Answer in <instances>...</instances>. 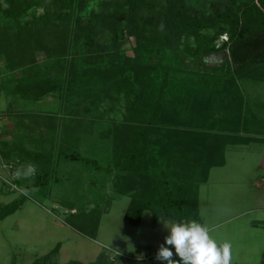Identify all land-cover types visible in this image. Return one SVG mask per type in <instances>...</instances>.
Returning a JSON list of instances; mask_svg holds the SVG:
<instances>
[{"label": "trees", "instance_id": "trees-1", "mask_svg": "<svg viewBox=\"0 0 264 264\" xmlns=\"http://www.w3.org/2000/svg\"><path fill=\"white\" fill-rule=\"evenodd\" d=\"M37 5V0H0V16L16 27L0 40L5 58L0 75L31 68L39 51L56 60L71 48L86 54L57 65L63 68L57 76L61 83L41 72L29 73L14 81L12 92L39 101L61 87L77 95L103 93L110 86L121 90L123 119L103 134L110 140V163L104 167L96 159L63 156L114 176L118 194L130 197L125 218L132 226L145 211L153 225L159 219L199 221V188L210 170L225 165L229 145L247 144L255 126L264 128L257 118L264 104L253 106L259 111L251 109L238 84L243 78L264 80V71L259 72L264 64V0H54L34 25L25 19ZM124 34L136 41L132 55L118 50ZM223 35L226 40L218 44ZM97 37L109 38V49L97 44ZM221 51L227 56L220 75L196 74L187 66L205 65L204 57ZM226 77L233 81H217ZM233 92L241 103L229 117L214 122L213 111H226L224 101ZM2 136L0 146L6 143ZM0 155L8 160L2 149ZM52 171L50 165L36 175L19 169L13 182L25 195L47 197ZM23 200L0 205V220ZM100 217L101 211L93 209L69 217L68 224L94 239Z\"/></svg>", "mask_w": 264, "mask_h": 264}, {"label": "rangeland", "instance_id": "rangeland-1", "mask_svg": "<svg viewBox=\"0 0 264 264\" xmlns=\"http://www.w3.org/2000/svg\"><path fill=\"white\" fill-rule=\"evenodd\" d=\"M53 1L37 0L38 5L25 21L34 25L41 23L45 9ZM206 1L200 0L201 3ZM14 24L0 16V40L5 37L3 33H12L9 30L16 28ZM226 37L221 36L218 44ZM97 38V44L109 49V38ZM119 40L120 53L132 55L135 39L124 34ZM85 54L84 49L71 48L70 53L56 60L39 51L31 68L0 75V110L13 120V127L5 129L10 139L0 146L8 156L5 160L0 155V166H7L0 168V177L10 180L15 173L19 177V169L36 175L50 165L54 178L47 197L11 191L0 178V205L24 197L13 214L0 220V264H136L138 260H134L141 249L149 256L143 259L144 264H161L155 256L168 235L165 223L170 226L171 222L159 219L153 225L150 212L145 211L139 224L132 226L125 218L130 197L118 194L114 176L63 156L73 153L96 159L104 167L110 163V140L103 134L123 119L126 99L122 91L110 86L103 88L105 93L81 91L77 95L61 87L39 101L23 100L12 92L14 81L29 73L41 72L42 76L58 81L63 68L57 65H68ZM226 56V52L221 51L204 57L205 65L188 62L187 66L196 74L206 71L209 75H220ZM0 63L5 64L2 55ZM262 71L264 64L259 65V72ZM217 81L233 80L226 77ZM241 81L264 80L243 78ZM257 89L264 91V85ZM260 99L264 101V97ZM22 100L24 102H20ZM224 102L228 108L223 112L213 111L214 122L215 118L229 117L231 108L239 105L241 98L233 92ZM248 105L260 110L253 108L257 105L255 102L249 101ZM259 114L257 118L260 124L263 119L264 125V108ZM261 128L255 126L247 145L228 148L226 166L211 169L207 182L200 186L201 223L210 228L211 235L219 242H231V264H260L264 252V162L261 155L264 130ZM93 209L100 210L101 217L97 235L91 239L70 226L68 219ZM174 258L178 259L175 253Z\"/></svg>", "mask_w": 264, "mask_h": 264}, {"label": "clouds", "instance_id": "clouds-1", "mask_svg": "<svg viewBox=\"0 0 264 264\" xmlns=\"http://www.w3.org/2000/svg\"><path fill=\"white\" fill-rule=\"evenodd\" d=\"M165 226L168 235L155 256L161 264H231V242H219L208 226L196 220L176 221L170 226L165 223Z\"/></svg>", "mask_w": 264, "mask_h": 264}, {"label": "crops", "instance_id": "crops-1", "mask_svg": "<svg viewBox=\"0 0 264 264\" xmlns=\"http://www.w3.org/2000/svg\"><path fill=\"white\" fill-rule=\"evenodd\" d=\"M238 84L241 87L242 93L244 95L245 100H247V102L252 101V102H255L256 104L261 102L264 104V101H262L260 99V96L264 97V91L263 90L259 91V89H257V87L260 88V86L264 85V81H238ZM254 87H256V88H254ZM0 93H2V92L0 91ZM20 102H24V101L22 100ZM6 104H9V102H7ZM1 113H3L2 110H0V114ZM2 115H4V114H2ZM4 116H5V120L3 123L0 124L1 129H2V135H3L2 137L6 140H9L10 139L9 136L5 135V129L6 128L11 129L13 127V120H12V118H10V116H7V115H4ZM261 129L264 130V128H261ZM253 133H255V132H253ZM252 135H250V137H253ZM247 144H241V145H247ZM241 145H234V146L229 145L226 148V151H228L229 150L228 148H230V147H236V146L239 147ZM226 151H225V165L222 167H225L227 164ZM261 155H262V160L264 162V150H263V153H261ZM209 174H210V172H209ZM199 191H200V188H199ZM199 195H200V192H199ZM199 207L200 206H199V198H198V209H199V221L198 222L201 223L202 220H201V216H200V208ZM170 247H172V246H170Z\"/></svg>", "mask_w": 264, "mask_h": 264}, {"label": "built area", "instance_id": "built-area-1", "mask_svg": "<svg viewBox=\"0 0 264 264\" xmlns=\"http://www.w3.org/2000/svg\"><path fill=\"white\" fill-rule=\"evenodd\" d=\"M5 120V116L0 114V124L3 123ZM2 134V129H1V126H0V135ZM0 168H7V166L5 164H3V166H0ZM18 174L15 173L14 176H11L12 179H6V178H2V181L5 183V186H7L11 191H19L21 192L20 188L15 184L13 183V180H14V177H17ZM149 256L147 255V251L145 249H141L139 251V257L136 258L135 260H143V259H147Z\"/></svg>", "mask_w": 264, "mask_h": 264}]
</instances>
